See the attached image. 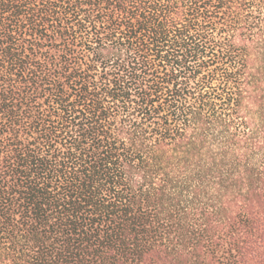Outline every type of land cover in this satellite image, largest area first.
<instances>
[{
	"label": "trees",
	"instance_id": "1",
	"mask_svg": "<svg viewBox=\"0 0 264 264\" xmlns=\"http://www.w3.org/2000/svg\"><path fill=\"white\" fill-rule=\"evenodd\" d=\"M0 264H264V0H0Z\"/></svg>",
	"mask_w": 264,
	"mask_h": 264
}]
</instances>
